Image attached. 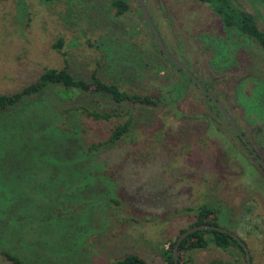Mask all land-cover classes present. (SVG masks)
<instances>
[{
	"label": "rangeland",
	"instance_id": "374dc122",
	"mask_svg": "<svg viewBox=\"0 0 264 264\" xmlns=\"http://www.w3.org/2000/svg\"><path fill=\"white\" fill-rule=\"evenodd\" d=\"M128 2V11L116 15L109 0H0V94L20 91L45 69L64 66L65 58L77 79H89L99 61L103 81L174 99L154 107L117 105L100 92L49 83L0 110V264H11L2 251L27 264H108L127 254L166 264L169 243L201 205L216 207L218 225L247 243L251 264H264L263 172L212 103L159 52L138 2ZM144 2L167 51L211 84L206 87L264 157L262 47L231 28L229 39L223 32L209 39V55L202 54L192 45L199 37L176 31L194 27L183 18L198 24L203 13L168 0L164 10L183 22L172 14L155 20L156 0ZM58 39L64 56L54 47ZM206 57L216 68L202 64ZM180 80L184 89L172 86ZM127 117L125 136L87 150ZM183 259L246 264L238 246L212 243L185 251Z\"/></svg>",
	"mask_w": 264,
	"mask_h": 264
},
{
	"label": "trees",
	"instance_id": "16d2710c",
	"mask_svg": "<svg viewBox=\"0 0 264 264\" xmlns=\"http://www.w3.org/2000/svg\"><path fill=\"white\" fill-rule=\"evenodd\" d=\"M203 1L209 2L210 5L218 13L221 14L225 25H230L232 27L234 26L235 28L239 29L242 33L246 34L247 37H249L251 40L259 44L264 50V30L260 29L256 25L253 15L247 14L244 11H237L234 8H229L225 0H203ZM109 2L111 6L114 8L116 15L124 14L129 9L128 0H109ZM61 45H62V40L58 39L57 43L54 44V47H56L58 49V52H61V54L64 56L65 53L60 50ZM159 52L162 54L160 50ZM64 64L65 65L60 68L45 69L36 81L26 85L24 88H22L18 92L10 93V94H0V110L5 109L6 107L15 104L16 102L20 101L21 98H23L26 95H30L32 93H36L42 90L49 83L57 85L60 89L63 88L65 90H70V92L75 91V90L81 91V92L82 91L87 92L91 90L95 92H100V93L109 95L110 99L117 105L139 104L141 106L148 105V106L154 107L155 105L160 104L162 102V98L157 99L156 97L148 95V94L128 92L124 89H121L115 83L103 81L98 76V67L100 65L99 61H97V67L93 69V71L90 73L89 79L87 80L75 78L74 75L69 70L68 61L65 58H64ZM178 70L184 75L185 79H188L189 81H191L180 69ZM183 82H184L183 80H180L179 82L173 83L172 86H174L175 84H179L180 89H184L185 86L183 85ZM70 92H69V95L71 94ZM169 96L170 95H164L163 97L166 99H170L171 97ZM208 101L212 102L211 99L209 98H208ZM212 105L214 106L213 109L217 111L216 113L224 119V117L222 116L220 111L217 109V107L213 103ZM86 112L89 115H92L94 118L108 119L111 116L108 113H98L96 111H86ZM131 120H132L131 117H127L125 120L114 125L113 128L111 129V133L109 137L106 140L100 141L96 144H92L91 146L87 148V150L92 151L98 148L99 146H103L106 144H112L120 140L130 130L131 123H132ZM230 129L233 131L231 127ZM239 141L244 145L243 141L240 138H239ZM244 147L264 174L263 168L259 165V163L252 156L251 152L247 149L245 145ZM262 158L264 159V157ZM217 213H218V209L216 207L207 206V205L199 206L196 211L195 220L188 227L179 229L178 235L181 232H183L185 229L195 226V225H201V224L218 225ZM205 234H210V236L207 238ZM178 235L176 236V238L178 237ZM176 238L172 242L169 243L170 249L164 252V260L166 264H173L172 249L176 241ZM210 243L214 244L215 246L221 247L222 249H228L230 246L236 245L245 254L241 245L230 234L222 232V231H218L215 229H203V230H197V231L190 233L181 241L178 247V263L184 264L183 255L185 251H191L194 249L204 248L208 246ZM1 254L7 260H9L11 264H27L23 262L16 255H13L9 252L2 251ZM108 264H147V262L136 254H127L124 257L117 259L115 261H112Z\"/></svg>",
	"mask_w": 264,
	"mask_h": 264
},
{
	"label": "flooded vegetation",
	"instance_id": "af4514ba",
	"mask_svg": "<svg viewBox=\"0 0 264 264\" xmlns=\"http://www.w3.org/2000/svg\"><path fill=\"white\" fill-rule=\"evenodd\" d=\"M136 1L138 2V0H136ZM183 1L185 3H187L189 5V7H191L192 11H194V14L203 13V15L201 17V22L198 24H196L191 19L183 18V19H185V21L190 20L191 24H193L194 27L185 29L181 25V28L177 29L176 33L180 32L182 34L181 37L192 36V39H193V36L199 37L198 42L194 41V39H193L192 45L197 47V45L199 44V49H200L202 54H208L209 55V53H208L209 52V44H210L209 39L223 38L222 36L229 33V32L227 33L226 29L230 30L232 28V29L238 31L242 35V37L248 39L247 35L242 33L239 29L235 28L234 26L232 27L230 25H225L221 14L218 13L210 5L209 2L203 1V0H183ZM225 1L227 3V6H229V8H234L237 11H244L247 14L253 15L256 25L260 29L263 28V26H264V0H225ZM156 3H157V6L160 8V12L158 14L151 12V16H153V19L157 20V18H158V19L162 20L161 19L162 17L167 18V17H170L171 14L173 15L172 12H171V14H168L164 10L166 8V6L168 5V0H156ZM138 4H139V2H138ZM253 5H255V7H253ZM139 6H140V4H139ZM140 9H141V6H140ZM255 9H256V11H255ZM260 14H262L263 16H260ZM173 16L175 17L176 20L179 18L178 16H175V15H173ZM179 21L183 22V20L181 18H179ZM173 31L174 30H170V31L168 30V33H170V34H168V33L167 34L172 35L171 33ZM222 32H223V35L221 36ZM160 34H161V32H160ZM224 38L229 39L227 35L224 36ZM203 57H205V56H203ZM206 59H207V57L204 58V60L202 61L203 62L202 64L208 65L209 70H213L212 68H216L217 64H216V61L214 60V58L209 57L207 60ZM175 67H177V66H175ZM188 67L191 68L192 66L189 65ZM223 79H227V78H223ZM191 83H193L197 87L199 92L203 96H205V98L208 100L209 97L200 89V87L198 85H196L192 80H191ZM206 84H208V87H211V84L209 82H207ZM208 87H206V88L208 89ZM210 92L212 93V91H210ZM154 97H156L157 99H161V96H158V95L154 96ZM165 99L162 98V102ZM173 100L174 99L170 98L168 101L171 104H173V102H174ZM210 103H213V102H210ZM158 105L159 104H157L155 106H158Z\"/></svg>",
	"mask_w": 264,
	"mask_h": 264
},
{
	"label": "water",
	"instance_id": "95a60500",
	"mask_svg": "<svg viewBox=\"0 0 264 264\" xmlns=\"http://www.w3.org/2000/svg\"><path fill=\"white\" fill-rule=\"evenodd\" d=\"M138 2L141 6L144 21L146 22V24L148 25V27L152 31L154 39L156 41V44H157L159 50L162 52V54L165 57H167L170 61H172V63H174L179 69H181V71L188 78H190L196 85H198L200 87V89L212 100L214 105L217 107V109L220 111V113L224 117L225 121L233 129V131L237 134V136L243 141L244 145L247 147V149L251 152L252 156L256 159V161L259 163V165L264 170V159L258 155L257 151L250 144V142L245 137V135L235 125V123L233 122V120L231 119L229 114L227 113V111L224 108V106L222 105V103L192 73H190V71L185 67V65H183L180 61H178L176 58H174L167 51V49L165 48V46H164V44L160 38V35H159L157 29L155 28V26H154V24H153V22L149 16V13H148V10H147V7H146L144 0H138ZM203 229H215V230L230 234L233 238H235V240L243 248V250L245 252L246 264H251V256H250V252H249L247 243L239 235H237L235 232H232V231H230L224 227H221L219 225H208V224H201V225H195V226L189 227L178 235V237L176 238V241L173 245V249H172L173 264H179L178 263V247H179V244L181 243V241L190 233L197 231V230H203Z\"/></svg>",
	"mask_w": 264,
	"mask_h": 264
}]
</instances>
